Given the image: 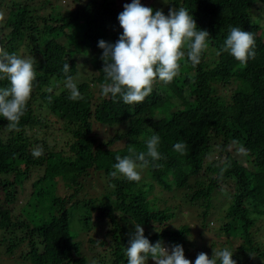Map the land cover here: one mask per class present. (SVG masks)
<instances>
[{"label":"trees","instance_id":"16d2710c","mask_svg":"<svg viewBox=\"0 0 264 264\" xmlns=\"http://www.w3.org/2000/svg\"><path fill=\"white\" fill-rule=\"evenodd\" d=\"M115 1L70 0L72 9L44 15L21 8L16 0L3 7L8 10L0 23V46L16 54L23 49L20 56L35 60L37 77L21 130L10 131L0 117V228L11 232V237L0 235V245L7 241L4 252L24 245L21 258L26 264H88L74 238L99 223L96 238L87 240L108 253V258L98 255L96 264H127L126 248L134 234H127V229L139 223L151 244L181 245L187 255L190 226L181 224L173 230L165 226L174 215L172 207L160 208L154 195L147 197L152 184L165 192L182 190L183 198L204 206L199 214L203 227L211 209L210 197L226 192L227 186L229 203L218 214L215 233L240 239L230 249L236 264H264V246L253 240L255 224L264 220V26L253 21L250 13L256 2L262 6L264 0H157L149 4L153 12L162 10L165 15L169 8L187 9L197 28L209 33L208 48L195 67L183 58L180 73L170 84L156 82L152 93L134 106L102 95L100 87L104 73L98 42L114 44L122 34L111 33L110 39L103 35L104 25L120 14V0ZM232 27L254 34L256 56L246 67L221 51ZM54 50L58 53L53 54ZM80 54L91 72L78 81L83 66L76 61ZM65 63L82 99L69 98ZM7 84L0 81V87ZM222 88L225 91L219 93ZM157 105L164 114L160 120L149 115V108ZM46 115L62 121L65 134L52 138L46 133L47 137L37 139L35 133H26L48 127ZM110 126L121 128L107 133ZM152 135L160 138V167L138 168L139 182L112 178L115 157L129 155V146L137 153L146 152ZM233 140L247 149V155L238 154ZM178 142L186 144L183 155L174 150ZM117 143L121 146L113 149ZM37 146L44 152L34 158ZM94 176L105 182L103 194L109 199L103 202L108 205L83 192L86 181ZM26 181L28 195L15 208L16 187L21 189ZM256 188L261 189V196L256 195ZM164 226L161 231L151 229Z\"/></svg>","mask_w":264,"mask_h":264},{"label":"clouds","instance_id":"9594fccd","mask_svg":"<svg viewBox=\"0 0 264 264\" xmlns=\"http://www.w3.org/2000/svg\"><path fill=\"white\" fill-rule=\"evenodd\" d=\"M4 18V13L0 12V21ZM117 19L122 29L118 40L114 44L103 40L98 42L104 73V82L100 87L102 95H110L113 100L118 97L126 105L142 103L152 93L156 82L170 84L179 75L183 58L186 57L192 67L197 66L208 48L209 33L199 30L192 15L183 7L169 8L165 15L162 10L153 12L140 0H132L124 4ZM255 46L253 33L232 27L221 51L227 52L241 67H246L248 60L256 56ZM34 64V59L22 58L0 47V81L8 82L6 87H0V117L7 121L6 127L10 131L21 130L19 124L27 110L37 77ZM69 70V64L65 63L64 86L70 92L69 98L82 99L74 78L67 75ZM159 143V136L152 135L146 141V152L137 153L134 147L129 146V155L115 157L116 163L110 176L139 182L141 175L138 168H147L150 164L153 168L160 167L157 164L162 159L158 151ZM232 143L238 154L247 155V149L238 141L233 140ZM174 150L183 155L186 144L178 142ZM43 152V148L37 146L32 155L39 158ZM110 187L115 185L110 184ZM134 226L135 232L126 248L127 264H148L149 259L154 264H192L185 258L181 245L168 248L161 241L151 244L141 225L137 223ZM232 257L233 251L224 247L213 250L211 258L206 253H199L194 264H218V261L219 264H236Z\"/></svg>","mask_w":264,"mask_h":264},{"label":"rangeland","instance_id":"374dc122","mask_svg":"<svg viewBox=\"0 0 264 264\" xmlns=\"http://www.w3.org/2000/svg\"><path fill=\"white\" fill-rule=\"evenodd\" d=\"M83 1L84 0H81V3ZM153 1H157V0H140L141 4L146 7L149 4H151ZM16 2L20 3L19 6H21V8H26L28 11L31 10L32 13H36L38 15H44L45 13L49 11H54V10H61L65 12L75 7L74 4L72 5L70 3V0H16ZM131 2L132 0H120L119 2L120 5H118V8H117L118 12L121 13L123 11L124 4L131 3ZM5 4L9 5L10 0H0V12H3L4 17L6 18L5 15L7 13L8 6L5 9H3ZM250 13L253 18V21L257 22L260 26L261 25L264 26V4L262 6L260 5L258 6V2H256V5L254 6V8L251 7ZM117 17L118 16L114 17L113 23L110 22L107 25H104L103 27L104 28V33H103L104 39H107V37L110 39L111 33H113L114 35H119L122 33V29L119 26V21ZM0 23H3V22L0 21ZM60 41L58 42L60 43ZM5 50L8 51L9 53H15L7 49ZM23 51H24L23 49L18 50L17 55L18 56H20V54L22 55ZM52 53L54 54L58 52L54 50L52 51ZM80 56L82 55L80 54L79 57L76 58L78 65L79 63L83 64V66L80 68L79 73L76 76V79L78 81H80V79L84 77H87L88 73L91 72V66H89L88 64L89 62L80 58ZM22 58H26V56L23 55ZM91 89H93L94 98H96L98 96V94L96 93L97 92L96 87L93 86L91 87ZM224 91H225V88L218 89L219 93H222ZM37 102H38L37 100L34 101V106ZM149 115L151 117H154V119L156 120L157 119L160 120L164 118V114L162 113L161 108L158 105L156 107L149 108ZM46 117L49 118V120H46V122L49 123L48 127L34 128V131L27 130L26 133L27 134H30L31 132L35 133L34 138H37V139L41 138L42 136L47 137L48 134H50V137L52 138H56L58 134L60 136L62 133L65 134V132L63 131L62 121H60L59 119H55V117H52L49 115H46ZM120 128L121 127L119 126H113V127L110 126L107 128V133H114L116 129H120ZM101 129L104 130V127L101 126ZM1 133L5 135V133H7V130L3 129ZM46 133L48 134L46 135ZM120 146L121 145L117 143L113 146V149H117ZM214 157H215V154L210 155L206 162L207 163L210 162L211 159H213ZM33 175L34 173L32 174V176ZM104 183L105 182L104 180H102V178L97 179V177L94 176L86 181L85 183L86 186L84 187L83 192H86L87 196H91V197L95 196L96 198L102 200V203L104 205H108L104 203V202H107L109 199L108 197L106 198L107 195L105 196V194H103L104 185H105ZM189 183L191 187H193L192 178H190ZM28 185L29 184H27V181H26V184H24L23 187L21 188L23 191L20 188L16 187V190H17L16 200L13 202V204L15 205V208H19L20 203L27 197ZM225 188L227 189L226 192L222 191V193L221 192L217 194L213 193L212 196L210 197L211 209L208 210L207 218L205 219V227H203V226H200L201 218L199 214L204 208V206L200 207L199 203L197 204L190 203L188 200L183 198L182 190H177V191L173 190L170 192H165V191H161L156 184H152L151 186L152 192L147 197L150 198L152 195H154L153 197L156 198V201L158 202L160 208L167 207V206L172 207L171 211L173 212L174 215L172 219L169 222H167L168 224H166L165 226L169 230L177 229L178 226H180L181 224H187L188 226H190L189 228L190 234L186 236V238H187V241L191 243V249L187 252V255H184V256L186 259L190 260L192 264H194V261L197 255L201 252L206 253L209 256V258H211L213 250H221L224 247H228L229 249L234 250L236 245H238L240 241V239L238 240V238L234 236L225 237L222 235L221 236L218 235V233L217 234L215 233V228L219 224L218 214L223 212L229 203V199H228L229 189L227 186H225ZM254 191L256 195H259V196L262 195L261 189L256 188ZM1 194L2 193L0 191V197H1ZM14 213L16 215L19 214L16 209L14 210ZM262 218L264 219V217ZM95 226L101 227L102 225L99 223H95V225H92V227L88 231L80 232L74 238L75 241L79 242L81 246V250H83L84 254L87 256L88 264H96V260L99 258V256H102V255H105V258H108V253H104L103 252L104 250H101L100 248H97L96 246L93 247L89 245L90 243L88 242L87 238L89 237L96 238ZM165 226L162 228L159 227L160 229L154 228V227L151 229L161 231L163 228H165ZM255 226H256V230H255L253 240L257 244L264 246V220H262V222L260 223H256ZM141 227L143 228V231H144L145 227L143 226ZM5 229L6 228L4 229L0 228V235L1 236L3 235L4 237L5 236L11 237V232L9 233L8 231H5ZM131 231L133 233L135 232L134 226L127 229V234L131 233ZM146 231H148V229H146ZM17 235H18V232H17ZM6 242L7 241H5L3 244L0 245V264H26L25 263L26 261L23 260V258H21V254H23L24 245L20 244V245H17V247L16 245H14L10 249V252H6V251L4 252V246ZM162 244L165 247H167L165 243L162 242ZM245 259L246 261H249L250 256H247ZM254 259L255 258H253V260ZM241 261L243 260L240 259L239 262ZM148 264L150 263L148 262Z\"/></svg>","mask_w":264,"mask_h":264}]
</instances>
